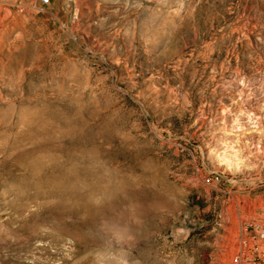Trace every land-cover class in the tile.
Returning a JSON list of instances; mask_svg holds the SVG:
<instances>
[{
    "label": "rangeland",
    "instance_id": "rangeland-1",
    "mask_svg": "<svg viewBox=\"0 0 264 264\" xmlns=\"http://www.w3.org/2000/svg\"><path fill=\"white\" fill-rule=\"evenodd\" d=\"M254 225L264 0H0V264H234Z\"/></svg>",
    "mask_w": 264,
    "mask_h": 264
},
{
    "label": "built area",
    "instance_id": "built-area-1",
    "mask_svg": "<svg viewBox=\"0 0 264 264\" xmlns=\"http://www.w3.org/2000/svg\"><path fill=\"white\" fill-rule=\"evenodd\" d=\"M40 6H49L51 0H37ZM256 235L242 238L239 242V253L232 262L234 264H264V232L259 225L253 226Z\"/></svg>",
    "mask_w": 264,
    "mask_h": 264
}]
</instances>
